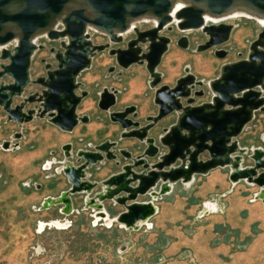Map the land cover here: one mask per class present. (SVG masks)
<instances>
[{"label": "water", "instance_id": "95a60500", "mask_svg": "<svg viewBox=\"0 0 264 264\" xmlns=\"http://www.w3.org/2000/svg\"><path fill=\"white\" fill-rule=\"evenodd\" d=\"M72 1L80 6L62 18L60 29L51 28L46 34L51 40L65 39L62 42L63 51L55 53L57 66L50 70L48 65L45 77L31 80V61L39 47L32 40L33 35L48 28ZM191 2L173 15L171 0H0V45L4 46L0 49V107L7 114V122L22 125L36 117L48 118L50 123L66 132L73 131L80 122L87 123L88 116L77 114L78 106L89 94L86 90L78 93L82 86L78 79L83 71L91 68L93 57L106 49L121 69L141 64L145 65L150 75L149 85L155 91L154 104L158 107L156 115L148 116L146 124L142 125L137 120L138 112L134 105L110 113L111 120L123 129L121 138L136 139L144 143L145 149L136 157L128 150L120 149V154L131 162L101 182V190L93 196L94 202H102L101 207L94 209L85 199V209L93 210V218H107L103 202L109 200L125 208L114 218L119 227L137 231L135 227L139 222L144 221L142 227L156 215L158 207L155 209L154 201L166 194L162 192L164 183L172 186L179 182L186 184L195 176L206 175L217 168L228 167L229 179L233 183L245 181L260 190L264 188V149L261 147L250 151L252 165L244 166L237 180L232 178L233 158L243 165L244 155L249 151L245 147L240 148L239 137L253 122L256 112L264 113V26L250 44L248 56L224 64L220 75L209 83L210 101L195 104L196 98L205 96L204 90H197L204 83L189 69L176 80L174 86L162 84V74L157 71L172 43V39L162 32L165 29L171 31V25H176L181 31H203L207 40L196 48L198 52H203L228 42L234 29V25L227 23L208 24L204 18L205 11L220 15L234 4H243L264 14V0ZM146 14L156 18V21H152L154 24L149 29L140 30L134 26L135 36L127 41L126 48H110V43L95 45L88 34L87 26L91 25V28L106 33L111 42L120 43L127 31L128 20ZM17 34L19 39L16 42ZM12 42L15 46L6 48ZM176 43L183 49L190 46L185 35ZM143 45H146L145 50ZM227 54L225 49L215 50L219 58H225ZM7 78L11 81L4 82ZM30 84L40 85L41 91L14 103L15 98L22 97ZM118 93L115 88H104L98 107L109 112L117 103ZM27 104H33V107L25 109ZM172 115L175 122L163 129L158 140L149 136L152 129ZM22 136L17 132L15 139L20 140ZM117 144L107 141L97 146L95 151L80 150L77 156L84 162L77 168L73 166L67 171L62 170L71 187L79 179L88 177L81 175L80 167L87 170L90 165L104 159L119 163L114 150ZM1 146L5 150L17 149L19 143L5 141ZM161 147L166 151L161 153ZM259 148L263 151L256 152ZM63 151L66 158L71 157L72 144L64 145ZM154 157L157 161L150 163L149 158ZM248 167L251 170H247ZM138 168L141 170L137 171ZM248 177L251 180H247ZM92 185L95 189L98 184ZM153 192L160 193L158 198ZM63 193L69 194L71 201L73 195L80 194L71 188L62 192L60 197ZM143 196H149L150 200H138ZM64 204L59 202L53 206ZM41 210L47 208L42 205ZM97 211H100L99 216H96ZM61 213L65 216L72 214L64 212L63 207Z\"/></svg>", "mask_w": 264, "mask_h": 264}, {"label": "rangeland", "instance_id": "374dc122", "mask_svg": "<svg viewBox=\"0 0 264 264\" xmlns=\"http://www.w3.org/2000/svg\"><path fill=\"white\" fill-rule=\"evenodd\" d=\"M227 19L230 20L207 21L208 24H232L234 29L228 42L203 52L196 50L199 44L207 40L203 31H181L174 24L171 25L173 27L171 31L165 29L162 34L169 36L172 43L158 67V71L162 74V84L174 86L176 80L189 69L198 80L204 83L203 86L197 87V90H204L205 96L196 98L195 104L210 101L209 83L220 75L224 64L246 58L250 44L263 29V25L253 17L242 16ZM153 24L152 21H140L136 26L140 30H144L151 28ZM60 28L61 26L57 29ZM88 34L95 45L110 43V48H125L127 41L135 36L134 31L131 30V32L124 34L122 42L114 43L111 42L106 33L93 28L88 30ZM182 35L187 36L189 39L190 46L187 49H183L176 44ZM63 41L65 39L51 40L47 35L41 36L36 41L39 47L31 61V80L45 77L48 65H50V70L57 66L55 53L63 51ZM14 46L15 43L12 42L6 48L12 49ZM145 48L146 45H143L144 50ZM218 48L228 51L225 58H219L215 55V50ZM130 68L121 69L116 64L115 58L109 54V49L98 52L94 56L91 68L83 71L78 79L82 84L78 93L81 90H86L89 94L78 106L77 114L80 117L88 116L89 121L87 123L80 122L71 132L61 130L50 123L48 118L36 117L33 121L22 125L13 121L7 122V114L0 107V137L7 138L3 142H18L20 146V140H22L24 144V149L20 153L15 155L0 154V165L3 169V177L0 179V264H200L196 246L189 241L191 233L197 227V221H193L191 217L193 215L187 212L190 210L191 205L199 203L198 197L193 193V198L188 204L181 200L176 206H171L168 211L169 215L156 220V226L146 225L137 231L121 228L115 221H111L109 224L108 217L104 219L93 218V210L85 209L84 205L88 195L75 194L72 196L74 212L71 215H63L61 205H59V212L62 215L59 216L54 211L56 209H47L49 212H53L50 214L51 218L56 217L55 219L58 218L60 223L66 224L64 228H58L53 224L42 231L37 232L34 229L39 218V212L45 211L41 210V207L46 198L41 206L36 209L39 212L30 210L29 205L32 199L27 197L32 190L23 187L22 182L32 174L51 175L55 181L54 185L58 184L60 182L58 179L61 176L67 178L63 172L58 170L59 167L64 165L65 161L69 160L76 166L84 162V159L79 160L77 156L80 150L95 151L97 146L107 141L117 142L118 144L114 150L118 155L119 163L115 160L104 159L87 168V179L98 184L90 195L93 197L96 192L101 190L102 181L109 178L111 174L121 171L124 164L131 162L120 154V149L130 151L133 157L138 156L145 149L144 143L136 139H122V127L110 118L111 112L123 111L130 106L129 104L132 101H136V98L151 97L153 95L154 89L149 85L151 79L145 65L135 64ZM134 77L144 87L145 92L143 95L135 96V98H128L129 92L126 89V83ZM9 81L11 79L7 78L4 82ZM104 88L109 90L115 88L119 91L117 103L109 112L102 111L98 107L100 93ZM41 89L40 85L30 84L25 89L22 97L15 98L14 103H20L29 94L40 92ZM32 107V104H27L25 109ZM171 117V120L175 119L174 115ZM137 120L141 124L146 123V119L139 118V114ZM263 120L264 113L261 111L256 112L253 122L246 127L239 137L240 144L264 147V133L260 134L261 130L254 133L258 126L264 128ZM98 124L103 125L100 127ZM161 131L152 129L149 136L158 140L159 136L162 135ZM17 132L23 135L20 140L15 139ZM25 136L27 138H24ZM3 142L0 141V149L6 151L1 146ZM30 144L33 146L31 149ZM66 144H72V156L69 158L65 157L63 151V146ZM27 150H32L33 154L27 155ZM251 150L252 148L244 155L243 166L252 165L249 158ZM165 151L166 149L161 147V153ZM46 160L51 162V167L46 171H39V164L42 161L46 163ZM156 161L157 157L149 158L150 163ZM136 170L140 171L141 168ZM224 173H228V169H225ZM68 185L70 187L69 182ZM176 190L182 195L187 193L183 189V185L178 183ZM196 190H199V188ZM138 200L148 201L150 197L143 196L139 197ZM106 201L103 202L105 204L104 209L109 214H113L116 211L114 208L118 204ZM210 210L211 212L217 211L216 209ZM39 227L38 225V230H40ZM170 230L176 233L178 231L182 232L183 237L188 240L183 241L181 237H175V241L180 240V244L172 249V253H166V249L173 242ZM202 257L207 260L205 264H264V242L258 244L255 248L243 249L239 255L231 257L220 258L217 253L206 252H203Z\"/></svg>", "mask_w": 264, "mask_h": 264}, {"label": "crops", "instance_id": "0c3cea01", "mask_svg": "<svg viewBox=\"0 0 264 264\" xmlns=\"http://www.w3.org/2000/svg\"><path fill=\"white\" fill-rule=\"evenodd\" d=\"M129 80L130 81L126 83V89L129 92L128 98H135L137 95H143L145 90L138 79L134 77ZM116 88L120 90L118 87ZM154 92L151 97H138L136 101L134 100L129 104L130 106L134 105L137 107L139 118L146 119L148 116L157 114L158 107L154 104ZM171 119V116L165 118L154 129L162 130L161 134H163V129L175 122V119ZM142 124L144 125L146 123ZM98 125L101 127L103 124ZM258 130H261L260 134L264 133V128L261 126H258L254 133ZM24 138H27V136ZM6 139L7 138L4 136L0 137L1 142ZM23 145L22 140H20V146L17 149L11 148L6 151L0 149V154L15 155L24 149ZM29 146L30 149L33 147L32 144ZM240 146L248 150H250V148L254 149L259 147L255 145H242V143ZM261 148L264 149V147ZM32 152V150H27L26 154L32 155ZM47 163L51 162L48 160H46V163L42 161V163L39 164V171L48 170L50 167L47 166ZM225 169H228V173L226 174L224 173ZM229 172L228 167L217 168L206 175L195 176L189 183H178L183 185V189L187 192L186 195H182L176 190L177 184L173 185L170 192L154 201L155 205L158 207V211L147 224L142 226V228L146 225L156 226V220L162 216L169 215L168 211L171 206H176L181 200L185 201V204H188L191 198H193V193V195L198 197L199 203L191 205L190 210L187 211L193 215L191 216L193 221H197V227L191 233L189 241L196 246L195 248L200 264H205L207 262V260L202 257L203 252L212 254L217 253L220 258H225L226 256L231 257L239 255L240 251L243 249L255 248L258 244L264 242V202L256 197V193L260 188L245 181L232 183L229 179ZM2 174L3 169L0 165V179L3 177ZM58 180H60V182L54 185L55 181L53 180V176L48 174H32V176L22 182L23 187L28 188V190L30 189V191L32 190L27 197L32 199L29 205L30 210L39 212L36 209L41 206L45 198L57 197L70 188L67 178L61 176ZM197 188H199V190H196ZM156 191H158V189H156ZM208 204H213L212 206L217 211L211 212L207 206ZM103 205L105 206V204ZM53 209H56L54 211H56L58 216L62 215L59 212V206L52 207L49 210ZM114 209L116 211L113 214H109L105 209L108 217L107 220L114 221V217L125 210L123 206L119 205H116ZM49 210L39 212V218L34 227L37 232L42 231L38 230V225L45 224L43 229H46L55 222H59L58 218L55 219L56 217H50V214L53 212H49ZM177 233L170 230L173 242L166 249V253H172V249L177 247V244H180V240L175 241V237H181L183 241L188 240L183 237L182 232L178 231Z\"/></svg>", "mask_w": 264, "mask_h": 264}, {"label": "bare ground", "instance_id": "6f19581e", "mask_svg": "<svg viewBox=\"0 0 264 264\" xmlns=\"http://www.w3.org/2000/svg\"><path fill=\"white\" fill-rule=\"evenodd\" d=\"M171 1H172V14L173 15L180 7L186 6V5H189L192 3L191 0H171ZM79 6H80V4L76 1H72L69 4H67L66 7L64 8L63 12L51 22L50 26L48 28H45V29H42V30L36 32L33 35L32 40L36 43V41L41 36L47 34L49 29L58 28L62 22V18L64 16H66L73 8L79 7ZM242 16L256 18L264 26V14L256 12V11L252 10L251 8H249L243 4H234L227 11H225L224 13H222L220 15H213L207 11L204 12L205 20L206 21L212 20L214 22L227 21V20H230L227 18H239ZM140 21H150V22L154 21L155 22L156 18L146 14V15L139 17V18H136V19H129L128 20V28L124 34H126L127 32H130L133 29V27L136 26V24ZM91 27H92L91 25H88L87 29L89 30ZM18 39H19V34L16 35L14 41L17 42ZM3 47H4L3 45H0V49ZM240 148H243V147L240 146ZM245 150L246 149H244L242 151H245ZM257 151H263V149L259 148L256 150V152ZM47 166L51 167L50 163ZM73 166L76 168L78 167V166L74 165L71 161L67 160V161H65L63 166L58 168V170L61 172H63L62 170L67 171L69 167H73ZM232 166H233L232 178L237 180L239 178L240 173L243 171L244 166L241 165L240 161L238 159H235V158H233ZM247 170H251L250 167H248ZM80 172H81V175L83 177L88 176L87 170L84 169V167H80ZM247 180H251V177H248ZM92 184H93V182H91L90 180L81 178L76 183H74L73 187L70 186V188L73 192L88 193V196L86 197V201L89 205H91L95 209L97 207H101L102 202H100V201L94 202V198L92 196H90V194L94 192ZM171 190H172V185L169 183H164V185L162 187V192L168 193ZM159 194H160L159 192H153V195L155 196V198H158ZM69 197H70L69 194L63 193V195H61V197L58 196L56 198L55 197L47 198L43 202L42 205L47 209H51L53 207L54 203L58 204L59 202H65V204L62 206L63 210H64V212L71 214L73 211V204H72L71 198H69ZM256 197L260 198L264 202V188H262L261 190H259L257 192ZM212 205L208 204L207 206L209 209H215ZM154 206H155V209H157L155 203H154ZM99 214H100V211H97L96 216H99ZM110 223H111V220H109V224ZM143 223H144V221L139 222L136 225L135 229L139 230ZM54 224L58 228H64L66 225V224H62L60 222H55ZM44 225L43 224L40 225V230H43Z\"/></svg>", "mask_w": 264, "mask_h": 264}, {"label": "flooded vegetation", "instance_id": "af4514ba", "mask_svg": "<svg viewBox=\"0 0 264 264\" xmlns=\"http://www.w3.org/2000/svg\"><path fill=\"white\" fill-rule=\"evenodd\" d=\"M131 32V31H130ZM127 33H129V32H127ZM177 44V43H176ZM126 48V47H125ZM33 105V104H32Z\"/></svg>", "mask_w": 264, "mask_h": 264}, {"label": "built area", "instance_id": "2783aa9c", "mask_svg": "<svg viewBox=\"0 0 264 264\" xmlns=\"http://www.w3.org/2000/svg\"><path fill=\"white\" fill-rule=\"evenodd\" d=\"M255 126H257V125H255Z\"/></svg>", "mask_w": 264, "mask_h": 264}]
</instances>
